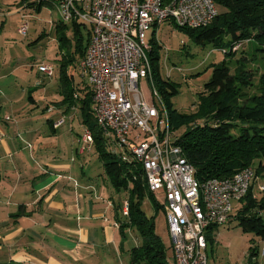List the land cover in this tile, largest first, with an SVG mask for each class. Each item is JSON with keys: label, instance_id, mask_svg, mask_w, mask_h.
I'll return each instance as SVG.
<instances>
[{"label": "rangeland", "instance_id": "obj_1", "mask_svg": "<svg viewBox=\"0 0 264 264\" xmlns=\"http://www.w3.org/2000/svg\"><path fill=\"white\" fill-rule=\"evenodd\" d=\"M16 2H21V0H0V9L4 11L2 17L6 21L4 32L1 34L0 39L6 40L7 38L11 41L9 49L11 58L9 62H5L4 67L1 64H3L4 58L7 59L8 53L6 54V52L8 50L7 47L5 49L1 48L0 74L10 73L18 66L24 69H16L19 71L6 80L7 84L16 77L20 76L22 79V75L25 76L26 72L27 74H32V84L35 83V79L43 82L39 89L43 92L44 89L48 91L46 94H43L42 91V93L37 92L35 94L37 99H39V103L37 106H35L36 104L34 105L33 113H30L29 116H32L31 118H33V123L36 127L43 125L44 129L49 130L48 118L54 117V120H58L59 114L47 113V101L45 99L50 101V104H61L64 98L60 88L63 71H67V73L72 71L77 82L81 81V85L84 84L82 83L83 76L80 72V54L77 50L79 40L75 36L71 20L63 21L58 8L59 0H48L49 3L44 4L41 9H37L36 5L29 4L32 8L26 9L27 12L23 17L18 11ZM219 10L221 11L220 6ZM24 21L29 23L26 35L19 32V27ZM62 22L65 26L56 27L57 23ZM86 26L88 28V24ZM87 28L82 26L83 45L87 43ZM153 37H156L157 41L162 45V76L176 84L178 88V93L169 96L168 99L162 97L164 103L170 102L172 108L179 113L190 114L194 112L201 101L205 83L212 76L214 64H220L227 60L231 65L230 56L226 55L220 45H214L210 41L201 43L171 21H166L161 26L150 29L147 33V42L152 44L151 39ZM226 39L224 40L227 41ZM261 47H264V41L251 39V41H244L237 52V57H241L243 54L251 57V65L256 71L253 86L245 88L242 92L239 91L236 95V99L243 106H246L244 103L251 105L252 96L261 93L260 86L264 80V54L260 50ZM17 55L22 60H17ZM71 55L75 58L73 64L67 63V58ZM43 63H49L53 66V77L39 70L40 64ZM63 64L64 66L62 67ZM24 65H28V67ZM151 78L154 83L153 74H151ZM149 86L152 89L153 85L150 78L149 85L146 81L141 84V90L148 99L151 98ZM155 99L160 106V111L163 110L162 100L158 97H155ZM66 117L68 120L58 130L55 140L60 146L62 157H65L68 161L71 157L76 158L72 171V175H74L73 184H75L76 188L81 183V188H78V192L81 190L89 194L91 200L99 199L106 204L101 217L93 218L91 216L90 218L74 219V225H76L77 230H80L81 227L77 221H81L82 225L90 230L92 236L89 246L95 251V257H87L86 259L83 253L80 254V257L77 254L75 259L79 257V262L73 263L135 264L132 261L131 248L141 245L143 239L135 228L131 226L125 227L122 232L117 225V217H122L124 212V203L129 196L128 190L125 188L118 190L113 186L108 175L104 172L103 162L96 145H94L91 152L86 153L84 156L76 154L74 148L79 146L76 137L83 130V110L78 106H72ZM165 118L166 116L163 115V121H165ZM196 121L200 123L205 120L197 119ZM183 131L184 128L178 132L182 133ZM44 132L46 131L42 129L41 134H44ZM47 138L44 137L43 139ZM105 149L110 152L114 150L120 151L109 142L105 143ZM83 172L86 176H84ZM263 186L264 172L256 174L253 189L254 198L261 196L264 191ZM154 196L163 205L165 202L164 194L158 192ZM241 205L242 202H234L235 210ZM141 206L149 217H154L156 231L164 242L168 259L173 261L172 239L166 210L163 207L156 210L154 200L149 196L142 200ZM212 237L213 241H210L207 250L208 264H264V241L252 232H244L237 219L233 218L227 224L219 226L213 232ZM253 249H257L258 253L256 255H252Z\"/></svg>", "mask_w": 264, "mask_h": 264}, {"label": "built area", "instance_id": "obj_2", "mask_svg": "<svg viewBox=\"0 0 264 264\" xmlns=\"http://www.w3.org/2000/svg\"><path fill=\"white\" fill-rule=\"evenodd\" d=\"M61 1L71 15V22L88 24L91 31L81 75L86 82L94 81V89L90 90L106 123L112 125V132H108L111 144L124 157L133 158V162L134 155H141L147 163V175L154 180V194L161 192L165 196L163 205L174 259L178 264H208V233L234 218V202L246 197L256 171L250 166L227 178L204 180L208 214L196 213L190 164L181 161L172 127L163 126L153 90L149 86L148 99L141 84L146 81L149 85L146 45L152 21L203 28L219 14L216 0H170L165 11H158L157 0ZM28 28L29 23L24 21L19 32L26 35ZM39 70L50 77L54 75L49 63L40 64ZM64 120L54 126H61ZM82 126L78 154L91 152L95 145L90 127ZM123 215H129L127 199Z\"/></svg>", "mask_w": 264, "mask_h": 264}, {"label": "trees", "instance_id": "obj_3", "mask_svg": "<svg viewBox=\"0 0 264 264\" xmlns=\"http://www.w3.org/2000/svg\"><path fill=\"white\" fill-rule=\"evenodd\" d=\"M21 2L27 3L28 6L36 5L38 9L49 3L48 0H21ZM216 3L218 9L219 6L221 7V11L219 10L217 18L210 25L195 29L178 25L201 43L210 41L214 45H220L226 55L230 56L229 61L232 60L231 65L227 60L214 64L212 76L205 83L197 110L190 114L179 113L172 108L170 102L164 103L162 97L168 99L169 96L178 93V88L176 84L162 76V45L156 37L151 39L153 45L148 53L154 85L159 98L166 106L169 119L171 118L170 124L176 142L186 161L194 167V176L201 184H205L204 180L209 178L230 177L250 166L255 167L257 175L264 172V80L260 86L261 93L252 96L251 105L244 103L246 106H243L238 102L236 95L239 91L242 92L245 88L253 86L256 71L251 65V57L244 54L237 57L241 45L235 49L238 43L251 39L264 41V0H216ZM72 23L75 36L79 40L77 50L80 54V63L86 56L91 31L86 24L76 21ZM62 26H65L63 22L57 23L56 27ZM82 26L88 30L85 45L82 43ZM260 50L264 54V47ZM74 60L72 55L68 56L67 63L73 64ZM61 78L60 88L64 96L61 103L67 104L69 108L78 106L83 110L82 124L90 127L108 178L116 189L128 190L129 215L118 216L117 221L122 232L125 227L131 226L143 239L141 245L131 248L133 263L175 264L174 257L173 261L168 259L164 242L156 231L154 217H149L141 206L142 200L149 196L154 200L156 210L160 207L164 208L148 186L143 165L138 162L135 155L133 162V158L124 157L120 151L110 152L105 149V143H111V137L97 123L93 111L91 82V85L87 82L82 88L80 84L77 87L73 83L72 71L70 73L63 71ZM197 119L205 121L197 123ZM182 128L184 131L179 133ZM253 189L254 184L242 199V205L236 208L234 218L238 220L244 232H252L264 241V191L259 198H254ZM212 239L209 234L207 241ZM257 253V249H253L252 255ZM0 264L23 263L0 262Z\"/></svg>", "mask_w": 264, "mask_h": 264}, {"label": "crops", "instance_id": "obj_4", "mask_svg": "<svg viewBox=\"0 0 264 264\" xmlns=\"http://www.w3.org/2000/svg\"><path fill=\"white\" fill-rule=\"evenodd\" d=\"M16 4L21 17L26 14V9L32 8L27 3ZM3 12L0 9V37L6 25ZM5 47L8 56L4 58L2 67L11 58L10 39H0V62L1 48ZM16 59L22 60L19 55ZM16 69L24 68L16 66L10 73L0 74V262L74 264L79 262L81 253L86 259L95 257V251L89 246L90 230L81 221H77L81 226L77 230L74 219L101 217L106 204L96 198L91 200L89 194L81 190L77 191L81 183L75 188L72 181L76 158L71 157L68 161L62 157L55 140L72 107L63 103L50 104L45 99L47 113H57L59 119L48 118L49 130L43 125L36 127L29 114L39 103L35 94L42 91L39 87L43 82L35 79L32 84L33 76L26 72L22 79L19 76L7 84L6 80L19 71ZM87 82L83 79L84 84L81 85V81L77 82L74 76L73 83L77 87L80 84L82 88ZM47 91L44 89L42 92L46 94ZM8 116L10 119H7ZM63 118L62 125L55 127L54 123ZM41 128L46 131L44 134H41ZM80 134L81 131L76 137L78 142ZM74 149L78 154L77 146ZM217 228H213L208 235L212 236ZM77 254L79 257L75 259Z\"/></svg>", "mask_w": 264, "mask_h": 264}, {"label": "bare ground", "instance_id": "obj_5", "mask_svg": "<svg viewBox=\"0 0 264 264\" xmlns=\"http://www.w3.org/2000/svg\"><path fill=\"white\" fill-rule=\"evenodd\" d=\"M168 3H169V1H166V0H157L158 11H165V8H166V6H168ZM58 8H59V11H60L63 19L66 22L71 20V15L61 0H59V7ZM159 26H161V20H154V21H152V24H151V27L149 28V30L152 28H157ZM151 49H152V44L147 42V45H146V66H147V70L149 73V78L151 79V84L153 85L152 90L155 94V97L159 98L160 97L159 93H158L157 89L155 88V85H154L153 80L151 78L152 65H151L149 55H148V53ZM87 56H88V49L86 52V56L83 59H87ZM81 63H82V61L80 62V70H81ZM90 82H91L93 89H94V81H90ZM93 102H94L93 111L95 113L97 123L99 124L100 128H102L107 133V135L110 136L108 132H112V125H108L106 123V120L102 114V111L99 109L96 100H93ZM163 115L166 116L165 121H163V126L171 127L169 115H168L166 106L164 104H163V110H162V118H163ZM92 137H93V135H92ZM93 141H94V137H93ZM179 153H180L181 161H186L185 157L182 154V150L180 147H179ZM135 157L138 160V162L143 165V168L145 169L146 176H147L148 186H149L150 190L154 191V180L152 178V175H147V163H146V161L144 159H142L141 155H135ZM190 172H191V185H192L193 190L195 191L196 213H199V215H207L208 214V206H207L206 196H205L206 186H205V184H201L199 181L196 180V178L194 176L195 175V169L192 165H190ZM206 245L208 247L207 238H206ZM175 262H176L175 264H178L177 260H175Z\"/></svg>", "mask_w": 264, "mask_h": 264}]
</instances>
